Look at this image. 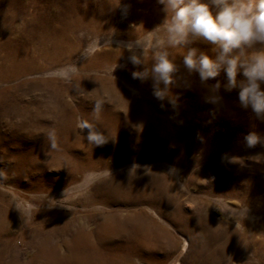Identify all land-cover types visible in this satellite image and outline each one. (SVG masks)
Wrapping results in <instances>:
<instances>
[{
  "label": "rangeland",
  "instance_id": "1",
  "mask_svg": "<svg viewBox=\"0 0 264 264\" xmlns=\"http://www.w3.org/2000/svg\"><path fill=\"white\" fill-rule=\"evenodd\" d=\"M164 15L156 0H0V55L6 39L19 41L46 31L67 32L65 45H69L64 59L49 71L34 70L9 83L56 79L70 87L75 76L94 75L113 80L138 98L139 91L119 73L77 69L67 82L46 73L70 63L76 67L91 63L111 49L124 57L112 63L116 71H140L142 67L133 65L129 56L133 52L140 55L141 49L130 51L123 45L161 24ZM93 40L96 50L84 55ZM43 42L38 40L31 47L37 62L46 58L41 53ZM190 46L212 55L205 43L195 41ZM169 52L178 65L176 82L170 85V92L178 96L176 107L167 100L144 99L154 102L159 113H169L171 128L179 119L185 125L180 130L181 146L167 142L168 147L162 148L164 157L138 156L135 146L121 140L114 145L89 144L84 139L87 130L76 127L77 120L94 125L83 114L73 117L71 130H55L53 135L54 152L72 144L66 167H53L43 158L36 160L39 163L31 161L36 139L18 144L0 135V264H28L38 251L36 235L48 234L50 241L62 243L55 232L77 225L90 235L91 252L103 254L95 259L101 262L264 264V120L239 106L238 89L225 90L223 71L201 83L198 74L189 75L183 68L182 49ZM237 79H242L239 73ZM216 81L221 86L212 93ZM213 95L220 98L215 103L209 99ZM49 129L36 136L39 142L43 141L40 137L52 136L54 130ZM249 132L261 138L252 147L244 140ZM112 149L114 153L106 155ZM118 150L135 156L121 159ZM108 216L116 228L104 229L111 221ZM99 228L103 238H95ZM110 231L117 245L115 257L108 245ZM138 233L146 237V245L135 241Z\"/></svg>",
  "mask_w": 264,
  "mask_h": 264
},
{
  "label": "bare ground",
  "instance_id": "2",
  "mask_svg": "<svg viewBox=\"0 0 264 264\" xmlns=\"http://www.w3.org/2000/svg\"><path fill=\"white\" fill-rule=\"evenodd\" d=\"M41 33L36 36L26 35L19 41L6 39L2 45L5 49L4 54L0 55V135L5 134L11 141L18 144H25L28 139H36L37 145L32 152L31 161H41L43 158L53 167L67 166L68 154H70L72 144H69L59 153L54 152V148L50 145L55 138L53 136L55 130L69 131L72 129L73 117L77 114L89 115L94 126L104 133L106 142L112 145L120 142L119 140L127 142L128 146L137 148L138 156L164 157L166 153L162 148L168 147L166 143L169 141L181 146L180 130L184 131L185 126H183V120L179 119L180 122L171 128L169 113H159L154 102L146 103L144 100L146 97L155 99L152 95L150 77L141 81L140 79H133L129 70L116 71V67L113 69L112 74L119 73L118 75L127 81L131 87L139 91L138 98L131 97L130 93L113 80L94 75L75 76L74 83L70 87L56 79H38L19 85L10 84L12 79H17L34 70L49 71L53 65L61 61L62 57L64 59L65 50L69 46L68 44L65 45L67 32L66 34L56 31ZM38 40L45 42L40 45H42L41 53L46 58L40 62L36 61L34 50L31 48L32 44ZM63 47L65 48L63 49ZM119 57L120 53L111 49L104 52L102 57L93 58L91 63L86 61L81 63L77 69H101L105 71L106 67L115 66L112 63L117 61ZM120 58L124 59V57ZM140 66L142 69L145 67V65ZM68 96L76 98L75 102L72 103ZM97 101L100 102L101 107L98 113H94L92 109ZM44 128H53V134L51 139L50 136L40 137L43 141L39 142L36 136ZM31 150L33 151V149ZM118 151H121L120 154L117 152L121 159L135 156V153L129 154L125 150ZM43 152L51 153L43 156ZM106 152V155H111L114 150ZM109 220L111 221L104 225V229L116 228V222L113 221V218ZM63 228L62 225L61 229ZM100 229L94 232L95 238H103ZM58 232L55 233L62 237V243L50 241L51 237L48 234L43 237L36 235L38 251L28 264H36L37 261L41 264H116L113 259L111 262H101V259L95 260L103 254L95 255L91 252L94 246L88 240L90 235H87V232L80 225ZM109 236H112V238H108L111 241H106L111 243L108 245L114 250L113 255L115 257L117 245L115 246L112 242L114 232L110 231ZM135 239L137 243L146 245L145 236L142 238L138 233ZM152 242L158 244L156 239H153Z\"/></svg>",
  "mask_w": 264,
  "mask_h": 264
},
{
  "label": "clouds",
  "instance_id": "3",
  "mask_svg": "<svg viewBox=\"0 0 264 264\" xmlns=\"http://www.w3.org/2000/svg\"><path fill=\"white\" fill-rule=\"evenodd\" d=\"M162 5L164 18L151 31H144L141 38L125 45L130 51L141 49L140 55L133 52L129 60L133 65H145L140 71H133L132 77L141 81L151 78L152 95L158 101L167 100L174 109L178 96L170 92V85L175 84L178 72L176 58L169 49L183 50L181 63L190 75L198 74L201 83L215 78L223 71L226 91L238 89L239 106L250 109L257 119L264 120V0H156ZM199 41L210 46L209 55L190 45ZM93 40L84 50V55H91L95 50ZM148 53V62L145 54ZM115 66L105 68L112 75ZM77 73L75 64H66L46 73L49 77L70 81ZM242 79H237V75ZM220 82L211 85L210 91L217 93ZM215 103L218 95L209 97ZM163 103L160 107L163 108ZM100 102L93 105V112L98 113ZM76 127L86 131L84 139L91 145H102L105 135L92 123L77 120ZM51 139V133L49 134ZM260 137L249 132L244 140L248 147L254 146ZM50 147L55 148L52 143Z\"/></svg>",
  "mask_w": 264,
  "mask_h": 264
}]
</instances>
